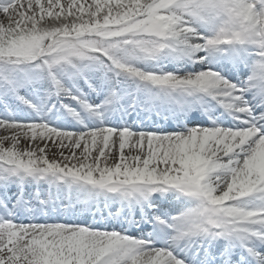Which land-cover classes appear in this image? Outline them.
<instances>
[{"label":"snow or ice","instance_id":"snow-or-ice-1","mask_svg":"<svg viewBox=\"0 0 264 264\" xmlns=\"http://www.w3.org/2000/svg\"><path fill=\"white\" fill-rule=\"evenodd\" d=\"M0 264H264V0H0Z\"/></svg>","mask_w":264,"mask_h":264}]
</instances>
